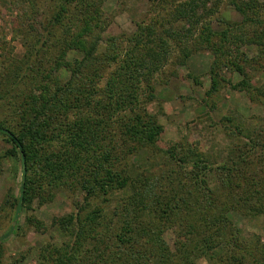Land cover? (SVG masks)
Returning a JSON list of instances; mask_svg holds the SVG:
<instances>
[{
  "label": "trees",
  "instance_id": "trees-1",
  "mask_svg": "<svg viewBox=\"0 0 264 264\" xmlns=\"http://www.w3.org/2000/svg\"><path fill=\"white\" fill-rule=\"evenodd\" d=\"M9 1L21 14L24 55L0 60V140L9 147L1 158L21 167L15 220L57 192L72 198L73 211L57 221L71 240L53 246L55 264H264V245L247 243L227 216L264 218L263 181L242 171L263 172L264 130L223 117L230 148L219 163L196 145L158 147L163 128L147 109L156 75L198 53L213 58L206 96L226 68L241 78L230 90L258 102L251 81L264 73V0H227L241 21L216 20L218 31L220 0H151L159 20L129 37H106L107 0ZM243 45L257 55L240 53ZM185 78L201 85L188 70ZM142 150L149 157L134 164ZM173 226L187 240L176 252L162 238Z\"/></svg>",
  "mask_w": 264,
  "mask_h": 264
},
{
  "label": "rangeland",
  "instance_id": "rangeland-1",
  "mask_svg": "<svg viewBox=\"0 0 264 264\" xmlns=\"http://www.w3.org/2000/svg\"><path fill=\"white\" fill-rule=\"evenodd\" d=\"M150 4L151 0H107L103 7L104 15L110 23L106 37H129L134 34L138 25L145 26L150 21H158V14L150 10ZM215 6L216 3H211L209 7ZM217 11L211 19L214 31L219 30L216 20L241 21V17L231 9L227 0H220ZM20 15L9 0H0V60L5 56L19 60L24 55L23 40L15 31L19 27ZM103 51L104 47L101 46L99 53ZM239 51L251 59L257 55L258 50L254 46L243 45ZM212 60L210 54L198 53L191 56L186 67L171 66L169 62L155 77V99L147 109L157 115L163 128L157 142L158 147L167 149L173 145H184L188 148L189 145H196L202 156L221 163L226 161L229 155L227 148H230V141L218 124L223 117L241 119L246 128L264 130V73H254L251 81L258 89V102H252L245 91L230 90L228 83L234 84L241 78L226 68L220 70V77L225 82L220 84L216 93L206 96L210 89L208 71ZM263 61L264 56L260 63ZM187 70L199 77L200 86H195L185 78ZM8 148L0 140L1 264H55L53 246H61V243L71 240L59 229L57 221L73 211L72 198L67 193L57 192L54 198L43 205L35 202L31 211H22L15 220L13 202L21 182V167L14 161L1 158ZM258 153L260 152L250 154L249 161L257 162ZM149 155L147 150L139 151L132 162L138 165L137 161L147 159ZM151 171L154 172V168ZM242 171L250 180L254 178V182L263 181L261 184H264V167L263 172H260L257 165L247 168V171L242 168ZM216 193L218 199H231L226 191L223 196L218 190ZM81 200L82 197L78 198V201ZM227 216L247 243L258 242L264 245V218H242L231 210ZM14 223H17L15 233L10 232ZM178 231L175 226L164 229L162 238L171 252L180 248V241H187ZM245 264H249V261Z\"/></svg>",
  "mask_w": 264,
  "mask_h": 264
}]
</instances>
